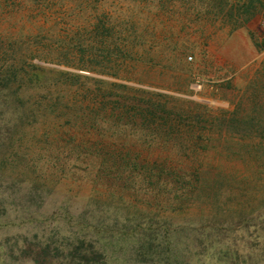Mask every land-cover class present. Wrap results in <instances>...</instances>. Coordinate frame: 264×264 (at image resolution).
<instances>
[{
  "label": "rangeland",
  "instance_id": "rangeland-1",
  "mask_svg": "<svg viewBox=\"0 0 264 264\" xmlns=\"http://www.w3.org/2000/svg\"><path fill=\"white\" fill-rule=\"evenodd\" d=\"M261 22L264 0H0V264L264 243V76L213 38Z\"/></svg>",
  "mask_w": 264,
  "mask_h": 264
},
{
  "label": "crops",
  "instance_id": "crops-1",
  "mask_svg": "<svg viewBox=\"0 0 264 264\" xmlns=\"http://www.w3.org/2000/svg\"><path fill=\"white\" fill-rule=\"evenodd\" d=\"M215 52L226 68L238 75L259 72L264 76V44H260L252 33V26L240 29L223 25L214 30Z\"/></svg>",
  "mask_w": 264,
  "mask_h": 264
},
{
  "label": "trees",
  "instance_id": "trees-1",
  "mask_svg": "<svg viewBox=\"0 0 264 264\" xmlns=\"http://www.w3.org/2000/svg\"><path fill=\"white\" fill-rule=\"evenodd\" d=\"M234 16L232 10L228 14L224 15L226 21H230ZM228 17V18H227ZM153 114L163 113L164 110L160 106H154ZM253 234H247V238L251 239ZM242 252L235 250L232 254L228 255L227 252H222L218 258H210L206 264H256L261 258H264V243L256 242L255 240L246 242ZM150 249L147 248V250ZM106 249H98L97 247L88 246L86 248H80L79 253L81 257L79 260H76V264H127L126 261L122 263L115 262V259L112 256V252L105 251ZM151 252V250H150ZM221 252L218 250L216 253ZM260 254L256 258L257 254ZM114 254V253H113ZM200 256L199 253H197ZM205 263V262H204ZM157 264V263H155ZM159 264V263H158Z\"/></svg>",
  "mask_w": 264,
  "mask_h": 264
},
{
  "label": "built area",
  "instance_id": "built-area-1",
  "mask_svg": "<svg viewBox=\"0 0 264 264\" xmlns=\"http://www.w3.org/2000/svg\"><path fill=\"white\" fill-rule=\"evenodd\" d=\"M259 29H260V32H264V22H261L259 24ZM258 39V42L261 44H264V37H260V38H257Z\"/></svg>",
  "mask_w": 264,
  "mask_h": 264
}]
</instances>
